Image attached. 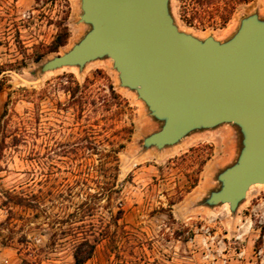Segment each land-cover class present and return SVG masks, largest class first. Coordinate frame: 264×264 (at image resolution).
I'll return each mask as SVG.
<instances>
[{"label":"rangeland","instance_id":"rangeland-1","mask_svg":"<svg viewBox=\"0 0 264 264\" xmlns=\"http://www.w3.org/2000/svg\"><path fill=\"white\" fill-rule=\"evenodd\" d=\"M169 10L180 30L220 42L248 16L264 20V0L239 4L225 25L215 3ZM82 13V0H0V264H77L84 240L95 249L81 264H264V185L234 210L207 201L238 155V126L147 146L162 121L111 57L45 67L91 29Z\"/></svg>","mask_w":264,"mask_h":264},{"label":"water","instance_id":"water-1","mask_svg":"<svg viewBox=\"0 0 264 264\" xmlns=\"http://www.w3.org/2000/svg\"><path fill=\"white\" fill-rule=\"evenodd\" d=\"M85 36L46 68L83 66L108 56L121 84L136 89L162 125L144 139L163 148L191 131L231 122L241 140L218 174L211 204L234 210L251 186L264 183V20L251 15L225 42L180 30L169 0H82Z\"/></svg>","mask_w":264,"mask_h":264},{"label":"trees","instance_id":"trees-1","mask_svg":"<svg viewBox=\"0 0 264 264\" xmlns=\"http://www.w3.org/2000/svg\"><path fill=\"white\" fill-rule=\"evenodd\" d=\"M252 0H195L198 4H210L215 3L217 6V10L219 11L218 17L220 19V24L225 25L229 19L231 18L232 14L234 13L236 7L241 3H248ZM186 22L189 25H192L193 19L192 18H186ZM68 38V32L65 31L64 35H59L57 40L55 41V48L53 50H56L58 47L64 45ZM7 114V109H5L2 113L0 112V168H1V161L4 156V151L6 148V138L8 136L7 132V120L4 118ZM121 147L124 146V144H120ZM84 246H87L88 248L86 250H83L82 248ZM95 245L88 240H84L83 242L79 243L75 249L74 257L77 264H81L85 262L88 258H90L94 252Z\"/></svg>","mask_w":264,"mask_h":264},{"label":"bare ground","instance_id":"bare-ground-1","mask_svg":"<svg viewBox=\"0 0 264 264\" xmlns=\"http://www.w3.org/2000/svg\"><path fill=\"white\" fill-rule=\"evenodd\" d=\"M147 130H150L151 129V126H147V128H146ZM206 184V183H205ZM255 185H264V183H256ZM224 206L227 208V209H229V203H225L224 204Z\"/></svg>","mask_w":264,"mask_h":264}]
</instances>
